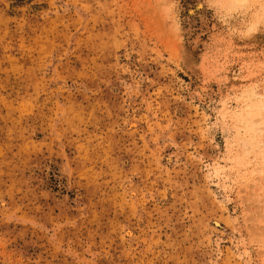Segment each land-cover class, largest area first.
I'll use <instances>...</instances> for the list:
<instances>
[{"label":"rangeland","instance_id":"1","mask_svg":"<svg viewBox=\"0 0 264 264\" xmlns=\"http://www.w3.org/2000/svg\"><path fill=\"white\" fill-rule=\"evenodd\" d=\"M260 97L264 0H0V264H264Z\"/></svg>","mask_w":264,"mask_h":264},{"label":"bare ground","instance_id":"2","mask_svg":"<svg viewBox=\"0 0 264 264\" xmlns=\"http://www.w3.org/2000/svg\"><path fill=\"white\" fill-rule=\"evenodd\" d=\"M236 1H241L242 2V0H236ZM251 110H252V112H254V114L256 116V119L254 121H252V123H251V124H253L255 126V127H253V131L261 139H259L258 141L254 142L253 144H251V146H250V144H248V146H249V149H251L253 147H257L256 152H254L255 156L254 155L253 156L255 157L256 161H258L257 164L260 165V167L256 171L258 172V170H259L260 172L263 173L264 172V97L263 98L260 97L258 99V101H257L256 106H253L251 108ZM258 154H260V155H258ZM248 155H250V154H248ZM127 235L129 236V235H132V234L128 233Z\"/></svg>","mask_w":264,"mask_h":264}]
</instances>
